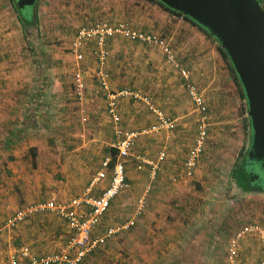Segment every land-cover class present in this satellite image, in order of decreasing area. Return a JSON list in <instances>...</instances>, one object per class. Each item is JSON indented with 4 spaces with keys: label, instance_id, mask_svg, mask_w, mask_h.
Here are the masks:
<instances>
[{
    "label": "crops",
    "instance_id": "crops-1",
    "mask_svg": "<svg viewBox=\"0 0 264 264\" xmlns=\"http://www.w3.org/2000/svg\"><path fill=\"white\" fill-rule=\"evenodd\" d=\"M98 1L104 5L118 2ZM123 1L131 5L150 4L144 0ZM42 3L46 4L38 0L36 5L40 7ZM149 8L154 9L157 17L159 14L163 16L159 21L161 28L154 23L157 19H150L149 27H141L139 31L164 40L172 50L178 67L166 63L164 53L158 46L132 42L121 36L107 40L108 56L102 63L93 54L96 49L94 42L89 43L83 51L79 50L78 53L83 56L81 61L76 59L74 52H58L56 47L48 50L50 45L40 31V19L35 16L33 7L21 10L15 0H0L1 223L6 224L16 212L38 203L53 200L58 204H68L86 194L97 198L109 181L110 171L103 163L106 159L112 163L116 158L114 145L120 139L116 133L118 129L123 134L137 135L130 155L124 161L128 188L111 202L93 236H102L106 223L120 221L129 211L130 219L147 186H151V191L146 197L145 210L137 219L141 218L138 222L144 228L142 237L152 233L154 236L155 232H150L149 225L154 224L157 228L159 224L165 226V220L170 216L175 218L182 215L186 220L191 219L185 210L191 201L185 191L190 177L185 175L183 165L192 146L187 147L184 137L190 133L188 124L194 118H198L197 122L200 123L201 113L189 97L186 85L191 83L197 87L207 109L208 98L204 95L205 88L200 85L201 82L207 84L203 81L207 74L205 62H219L222 58L215 39L189 20L163 11L157 5H149ZM95 23L99 21H93L91 25ZM174 38H177V43L173 41ZM194 42L210 48L212 54L204 56L201 47L194 48ZM180 69L187 71L188 78L182 77ZM75 73H79L84 82L80 97L75 94ZM100 73L107 75V90L102 86ZM201 74L204 77L198 81ZM227 77L223 75L222 78ZM215 88L219 90L221 85ZM125 90L130 95L118 97L116 113L119 121L114 124L107 112V94ZM217 92L214 96L221 97L222 94ZM215 104L214 100L210 106L214 107ZM158 112L175 121L174 130L161 129L152 135H145L144 132L158 121ZM250 145L251 136L246 155ZM161 153L165 157L159 162L155 178L152 179L150 173L155 165L151 167L149 164H155ZM250 166H247L249 172ZM99 172H105L108 177L94 185L92 181ZM257 182L262 186L261 181ZM3 196H6L5 201ZM173 202L180 205H173ZM75 211L83 216L89 209L81 207ZM52 222L54 225H51ZM62 223L66 228L64 221L51 215H35L25 219L13 228L15 231L5 236L6 239L0 237L8 243L0 247V264H9L11 257L22 247H28L34 256L45 255L34 251L48 248L49 236L56 238L58 235L60 238L64 231ZM191 226L187 224L188 228ZM98 231L103 232L96 235ZM171 235L179 239L176 233ZM171 235L169 240L173 241ZM193 243L189 244L192 246L189 249H196L194 261L183 258L172 262L166 258L157 259L154 257L158 252L155 240L153 246H143L139 242L135 246L139 251L152 250L150 264H206L200 257L201 253L196 254L201 249L199 243ZM13 244L21 246L15 248ZM183 245L175 241L167 244L171 248L167 247L166 251L171 256L170 249L181 250ZM61 246L62 243L58 248ZM50 248L54 247L50 245ZM84 261L88 262V258ZM213 262L216 264L215 260Z\"/></svg>",
    "mask_w": 264,
    "mask_h": 264
},
{
    "label": "rangeland",
    "instance_id": "rangeland-1",
    "mask_svg": "<svg viewBox=\"0 0 264 264\" xmlns=\"http://www.w3.org/2000/svg\"><path fill=\"white\" fill-rule=\"evenodd\" d=\"M41 2L46 4L42 3L40 7L35 4L33 11L38 20L40 19V31L46 38L47 44L50 45L47 49L50 50L56 47L58 52L62 53H73L72 44L76 33L80 28L90 26L93 21L111 23L110 25L124 23V26L139 31L141 27H149L150 19H157L158 21L154 23L161 28L159 21L163 17L161 14L157 17L154 9L149 8V5L159 6L150 1H148L149 5L147 3H134L131 5L123 0L105 5L98 0L89 2L80 0H41ZM160 8L164 11L162 7ZM173 41L177 43V38H174ZM89 43L91 42L83 44L78 51H83V48H87ZM196 47L197 49L201 47L204 56L208 57L212 54L210 48L194 42V48ZM205 64L207 74L203 81H206L207 84L201 82L200 85L205 88L204 95L208 98L209 103L206 111L207 138L196 172L188 179L185 188L186 195L191 200L189 207L185 210L187 209L186 214L191 216V219L186 220L182 215L175 216V218L170 216L165 220L167 222L165 226L159 224L157 228L154 224H148L150 232H155L154 236H152V233L142 237L144 228L139 225L140 218L133 228L117 232L104 246L86 254L81 260L84 264H150L152 250L146 251L143 249L139 251L135 243L139 242L143 246L149 244L153 246L154 240L156 242L155 248L158 250L154 257H157V259L166 258L167 261L171 262L180 258L192 260L196 257L194 255L196 249H189V247H192L189 244L197 242L201 249H198L196 254L201 253L200 257L207 262L206 264H213L214 260L216 264H229L226 249L230 239L246 226H257L264 229V194L240 187L232 177L234 170H237L242 163L250 144V121L247 117L246 101L242 99L239 88L233 82V75L222 59L219 62L206 61ZM223 75H228V77L223 79ZM202 77H204L203 74L198 78V81ZM194 78L197 80V76L194 75ZM195 82L197 84V81ZM217 85H221L219 90L215 88ZM216 91L219 94L221 93L222 96L215 97ZM214 100L216 104L212 107L210 103ZM197 120L198 118L196 120L194 118L188 124L191 131L184 137L188 143L187 147H193L197 140V127L199 124ZM3 197H5L3 198L5 201L6 196ZM174 203L180 205L179 202H173V205ZM130 214L131 211L120 221H113L112 224L106 223L104 228L117 229L129 219ZM39 215L41 217L45 215L55 216L51 213ZM31 217L33 216L28 218ZM55 218L57 217L55 216ZM187 224L192 226L188 228ZM51 225H54V223L52 222ZM56 226L58 227V224ZM64 226L65 224L62 227L64 231L61 233L60 238H58V235L56 238L49 236L51 239L49 247H45L46 249L41 251L36 250L34 253L46 255L57 249H65L71 232L67 226L66 228ZM0 229V237H5L9 235L8 233L11 234L12 231H15L13 228H8L5 223L0 224ZM103 231H100V233L98 231L96 235H101ZM171 233L179 235V239L172 237L173 234L171 235ZM170 235L173 241L169 240ZM4 239H0L1 248L8 245V243L3 242ZM175 241L184 245L180 247L181 250L170 249L169 251L172 254L169 256L166 249L167 247L171 248V246H167V244ZM61 243L62 246L58 248ZM164 243L165 245H163ZM13 245H15V248L21 246L19 244ZM50 245L54 248H50ZM238 247L239 253L236 261L238 264H251L254 261L261 262L264 260V246L256 235H244L240 239ZM210 253H212V256H210ZM213 253H215L214 256ZM215 255L217 259H215ZM87 258L88 262H85L84 260Z\"/></svg>",
    "mask_w": 264,
    "mask_h": 264
},
{
    "label": "built area",
    "instance_id": "built-area-1",
    "mask_svg": "<svg viewBox=\"0 0 264 264\" xmlns=\"http://www.w3.org/2000/svg\"><path fill=\"white\" fill-rule=\"evenodd\" d=\"M257 1L264 9V0ZM115 36H121L133 42L158 46L164 53L166 63L170 66L178 67L172 54V50L164 40L130 29L126 25L124 26V24L109 25L107 23H95L91 26L80 28L73 41L72 51L76 53V59L81 61L83 56L81 53H78V49H80V47L85 43L94 42L96 49L94 50L93 54L97 57L98 61L102 63L108 56L106 42ZM179 71L183 78H188L187 71L183 69H180ZM100 78L103 88L107 90L108 87L106 86L105 82L107 75L105 73H100ZM73 83L75 87V94L77 97H80L84 91V82L79 73H75L73 76ZM186 90L197 110H199L201 113V120L197 127V140L195 141L194 146L190 149L183 165L185 175L187 177H191L204 150L205 139L207 138L206 126L208 125V122L206 116L207 109L201 94L197 90V87L191 83H188L186 85ZM128 95H130V92L127 90L120 91L118 93L107 94V112L111 116V120L114 124H117L119 121V116L116 113L117 99L118 97L121 98ZM156 115L158 121L150 129L145 131V134L157 133L161 129H174L175 121L167 119L161 112L156 113ZM116 133L120 136V139L114 145V149L116 150V158L112 163L110 159H106L103 163L104 167L108 168L110 171L109 181L107 186L101 190V193L97 198H93L92 196L86 194L81 199L73 200L68 204H58L53 200L38 203L16 212L14 216L8 219L6 222V226L11 229L22 223L30 216L51 213L57 218L63 220L71 232L67 247L60 250L59 252H54L43 256H34L28 247H22L18 250L16 255L11 257L9 264H80L82 258L86 254L94 252L96 249L105 245V243L117 232L126 231L136 225L137 219L145 210L146 197L151 191V186H147L145 188L144 193L137 201L133 216L130 219H128L117 229H106L102 236H93L96 227L100 224L101 219L107 212L111 202L122 191L128 188L125 177L124 161L130 155V150L134 145L137 135L135 133L123 134L122 131H119V129L116 131ZM158 157V161L155 164H149L151 167L155 165L153 166L152 172L150 173L152 179L155 178L158 164L164 159L165 154L161 153ZM107 177L108 176L105 172H99L94 177L92 184L97 185L102 183ZM81 207L88 208L89 212L83 216L78 215L75 209ZM246 234L256 235L264 246V229L257 226L244 227L238 231L228 242L227 261L229 264H237L236 260L239 253L238 243L240 239ZM19 261L22 262L19 263ZM253 264H264V260L261 262H255Z\"/></svg>",
    "mask_w": 264,
    "mask_h": 264
},
{
    "label": "water",
    "instance_id": "water-1",
    "mask_svg": "<svg viewBox=\"0 0 264 264\" xmlns=\"http://www.w3.org/2000/svg\"><path fill=\"white\" fill-rule=\"evenodd\" d=\"M19 9L38 0H15ZM205 29L225 51L243 89L250 121L248 157L264 187V9L257 0H155ZM252 167V166H250Z\"/></svg>",
    "mask_w": 264,
    "mask_h": 264
},
{
    "label": "trees",
    "instance_id": "trees-1",
    "mask_svg": "<svg viewBox=\"0 0 264 264\" xmlns=\"http://www.w3.org/2000/svg\"><path fill=\"white\" fill-rule=\"evenodd\" d=\"M147 1L154 2V3L158 4L165 11L169 12L172 15H175L177 17H182V18H184L186 20H189L192 24H194L195 26H197L198 28H200L201 30H203L205 33H207L210 37H213L205 29H203L202 27H200L199 25H197L191 19L182 16L180 13H177V12H175V11L167 8L166 6H164L163 4H161V3H159V2H157L155 0H147ZM217 50H218V52H219L222 60L224 61V63H226L229 71L232 73L233 78H234V82L236 83L237 87L239 88V90L241 92L242 99L244 101H246L245 96H244L243 89H242V87H241V85L239 83L238 77L235 74V71H234V69H233V67H232V65H231V63H230V61L228 59V56L226 55L225 51L220 46L217 47ZM249 127H250V125H249ZM249 162H250V160L248 159V155H245L244 158H243V160H242V163L239 166V168L237 170L235 169L234 172L232 173V177L236 180V182L239 184L240 187H242V188H244L246 190H253V191L254 190H257L258 192H262L263 193L264 192V187L263 186H260V184H258L257 180H252L251 179L252 176H251V174L249 172V169L247 168V166H249L248 165Z\"/></svg>",
    "mask_w": 264,
    "mask_h": 264
},
{
    "label": "flooded vegetation",
    "instance_id": "flooded-vegetation-1",
    "mask_svg": "<svg viewBox=\"0 0 264 264\" xmlns=\"http://www.w3.org/2000/svg\"><path fill=\"white\" fill-rule=\"evenodd\" d=\"M249 165H251V169H250V174L252 175L251 179H254V176L257 175L258 173L256 172L257 170H254V163L253 162H249ZM256 180L260 181V178H257Z\"/></svg>",
    "mask_w": 264,
    "mask_h": 264
}]
</instances>
